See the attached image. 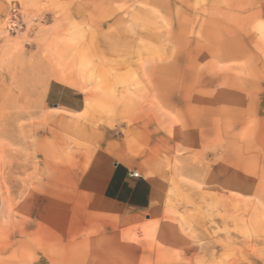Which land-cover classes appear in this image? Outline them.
Segmentation results:
<instances>
[{
    "label": "rangeland",
    "instance_id": "1",
    "mask_svg": "<svg viewBox=\"0 0 264 264\" xmlns=\"http://www.w3.org/2000/svg\"><path fill=\"white\" fill-rule=\"evenodd\" d=\"M98 151L146 213L84 188ZM0 264H264V0H0Z\"/></svg>",
    "mask_w": 264,
    "mask_h": 264
},
{
    "label": "crops",
    "instance_id": "2",
    "mask_svg": "<svg viewBox=\"0 0 264 264\" xmlns=\"http://www.w3.org/2000/svg\"><path fill=\"white\" fill-rule=\"evenodd\" d=\"M46 102L53 108H63L80 113L84 109L85 98L81 91L62 81L52 80L46 95ZM134 163L118 159L107 151H98L89 168L82 177L85 189L98 195L107 203L128 210L136 215L144 214L150 209L154 199L153 183L140 174L135 177Z\"/></svg>",
    "mask_w": 264,
    "mask_h": 264
},
{
    "label": "built area",
    "instance_id": "3",
    "mask_svg": "<svg viewBox=\"0 0 264 264\" xmlns=\"http://www.w3.org/2000/svg\"><path fill=\"white\" fill-rule=\"evenodd\" d=\"M25 28V22L23 21L21 7L18 3H14L9 11V19L7 24V29L11 33H18ZM133 176L138 177L140 173L134 171Z\"/></svg>",
    "mask_w": 264,
    "mask_h": 264
},
{
    "label": "bare ground",
    "instance_id": "4",
    "mask_svg": "<svg viewBox=\"0 0 264 264\" xmlns=\"http://www.w3.org/2000/svg\"><path fill=\"white\" fill-rule=\"evenodd\" d=\"M145 231H146V232H148V229H147V227H145Z\"/></svg>",
    "mask_w": 264,
    "mask_h": 264
}]
</instances>
